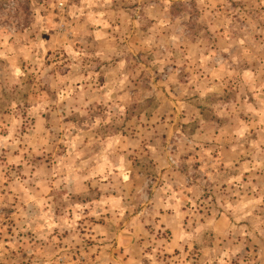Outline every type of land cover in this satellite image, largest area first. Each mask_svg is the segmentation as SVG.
<instances>
[{"label": "rangeland", "instance_id": "374dc122", "mask_svg": "<svg viewBox=\"0 0 264 264\" xmlns=\"http://www.w3.org/2000/svg\"><path fill=\"white\" fill-rule=\"evenodd\" d=\"M206 2L0 0V264H264V0Z\"/></svg>", "mask_w": 264, "mask_h": 264}, {"label": "crops", "instance_id": "0c3cea01", "mask_svg": "<svg viewBox=\"0 0 264 264\" xmlns=\"http://www.w3.org/2000/svg\"><path fill=\"white\" fill-rule=\"evenodd\" d=\"M161 1L169 2L170 0H161ZM224 1H227V0H207V2H206L207 4L206 5H207V7H209V10H210V9H213L214 7L219 6ZM232 1H237V0H232Z\"/></svg>", "mask_w": 264, "mask_h": 264}]
</instances>
